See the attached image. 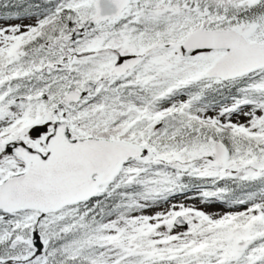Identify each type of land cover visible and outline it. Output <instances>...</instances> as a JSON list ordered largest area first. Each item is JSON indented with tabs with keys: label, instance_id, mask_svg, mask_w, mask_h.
<instances>
[{
	"label": "snow or ice",
	"instance_id": "1",
	"mask_svg": "<svg viewBox=\"0 0 264 264\" xmlns=\"http://www.w3.org/2000/svg\"><path fill=\"white\" fill-rule=\"evenodd\" d=\"M0 264H264V0H0Z\"/></svg>",
	"mask_w": 264,
	"mask_h": 264
}]
</instances>
